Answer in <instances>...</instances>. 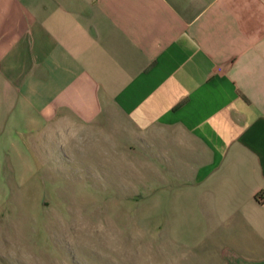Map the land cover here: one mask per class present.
<instances>
[{
	"label": "crops",
	"instance_id": "0c3cea01",
	"mask_svg": "<svg viewBox=\"0 0 264 264\" xmlns=\"http://www.w3.org/2000/svg\"><path fill=\"white\" fill-rule=\"evenodd\" d=\"M26 131L129 186L157 264H264V0H0V138Z\"/></svg>",
	"mask_w": 264,
	"mask_h": 264
},
{
	"label": "rangeland",
	"instance_id": "374dc122",
	"mask_svg": "<svg viewBox=\"0 0 264 264\" xmlns=\"http://www.w3.org/2000/svg\"><path fill=\"white\" fill-rule=\"evenodd\" d=\"M20 140L0 138V264H157L129 186L58 133Z\"/></svg>",
	"mask_w": 264,
	"mask_h": 264
}]
</instances>
